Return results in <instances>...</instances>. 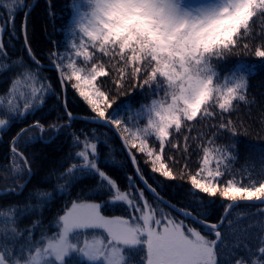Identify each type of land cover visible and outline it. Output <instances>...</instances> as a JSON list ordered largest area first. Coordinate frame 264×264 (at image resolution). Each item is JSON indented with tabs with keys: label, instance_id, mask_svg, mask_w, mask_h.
Listing matches in <instances>:
<instances>
[{
	"label": "snow or ice",
	"instance_id": "1",
	"mask_svg": "<svg viewBox=\"0 0 264 264\" xmlns=\"http://www.w3.org/2000/svg\"><path fill=\"white\" fill-rule=\"evenodd\" d=\"M31 7L19 26L25 56L10 60L4 33L16 38V15L25 2L0 0V76L11 73L0 81L9 85L0 92V132L42 110L50 95L59 100L62 115L47 127L35 119L10 137L13 186L0 189V196L21 195L34 175L21 142L27 147L44 142L46 132L49 142L67 133L76 150L64 157L62 171L45 179L55 175L63 183L29 192L23 206H0V264H264V146H246L260 153L259 172L254 164L235 167L238 138L248 130L240 104L251 103L254 65L237 60L224 67L229 57L241 55L264 63V0H74L69 45L61 51L53 41L44 56L28 39ZM46 70L56 73L55 85L43 75ZM69 90L88 115L73 113ZM121 96L129 99L118 103ZM136 96L141 100L133 106ZM76 120L96 127L73 130ZM97 128L120 141L143 188L128 176L122 189L103 170L99 145L109 147L111 137ZM138 156L165 180L185 181L194 198H219L222 214L212 221L207 212L166 201L145 177ZM88 178H95V188L63 207L55 232H45L39 220L19 227ZM117 202L126 216L103 213ZM241 202H258L256 212L233 217ZM197 203L208 207L202 198ZM253 216L260 219L239 227Z\"/></svg>",
	"mask_w": 264,
	"mask_h": 264
},
{
	"label": "trees",
	"instance_id": "2",
	"mask_svg": "<svg viewBox=\"0 0 264 264\" xmlns=\"http://www.w3.org/2000/svg\"><path fill=\"white\" fill-rule=\"evenodd\" d=\"M25 8L16 15V25H17V36L15 39H9V34L4 33V43L8 49V55L10 60H15L25 56V51L23 47V36L19 33V26L24 14L28 11V6H31L34 0H24ZM74 0H38L36 5L30 11L27 17L28 24V39L34 51L37 52L39 56H44L52 48L53 41L58 43V47L63 51L71 40L68 27L71 24V20L74 16V10L72 8ZM245 61L249 65H254L253 72L248 80L249 87L247 89L248 99L251 102L249 105L243 103L240 104V115L243 117L248 125V130L246 134H242L238 139L240 143L239 148V159L235 165L236 168H241L243 165L254 164L256 166V172L260 171L261 159L260 153L258 151H248L247 145L253 146H264V124L260 123L262 117H264V63L260 61L259 58L253 55H241L229 57L225 62L224 67H231L232 64L237 61ZM10 62V61H9ZM42 63L49 65L47 59L43 60ZM11 73H5L4 76H0V81L4 80ZM43 75L52 77V82L55 85V72L51 70H46ZM7 82H0V92H3L8 87ZM129 98L127 96H121L118 103L121 101H127ZM68 100L70 108L76 115L86 116L88 115V109L86 106L74 97L73 92L69 90ZM141 100V97L136 96L133 101V106H135L136 101ZM251 113V118L247 115ZM62 115V110L60 108V102L56 96L50 95L46 100V103L42 110L37 111L35 115H28L25 119L14 122L6 130L0 132V189H8L13 186V177L10 174V137H12L20 128L25 127L27 124L31 123L35 119H39L47 127L48 124L53 121H57L58 117ZM252 118H255L253 120ZM63 123V120L59 121ZM95 125L88 124L81 120H76L73 122V130L84 129L90 131ZM99 133H107L110 139L107 140L109 147H105L103 144L99 145L100 161L103 170L108 172L118 183V185L124 189L129 181L128 176H133L137 181L139 187L143 188L139 180L137 179L132 166L127 158V155L121 149L120 141L116 139L111 132H108L106 128H97ZM50 133L46 132L44 134V142H34L24 146L21 142V149L25 151V155L28 156L29 161L32 165V170L34 175L29 181L27 187L23 190V193L19 196L15 194H9L5 196H0V206L7 204H23L28 203L27 197L29 192L40 188L43 191H51L57 183H63L64 181H57L55 175L51 180L45 182L46 177L49 173L54 170L62 171L61 162L64 157L70 151H75L76 149L70 148V138L67 133H62L56 136L51 142L48 141V136ZM103 139V137H101ZM140 162V168L143 171L145 177L148 179L154 187L157 188L159 194L173 203L174 205L184 208L187 207L190 210L203 211L209 214V218L212 221H216L223 212L221 207V201L219 198H215V203L210 202V198L204 197L203 194L200 197H193L190 195V186L181 180H165L158 174H154L150 169L144 164V157L138 156ZM195 160V157H193ZM66 167V165H65ZM194 168L195 165L193 164ZM22 182V181H18ZM96 184L95 178H88L79 183H77L72 189L71 196H57L53 203H50L42 210H37L35 215H30L25 217L20 223V228L30 227L34 221L39 220L41 222V228L51 234L56 231L53 227L55 224L58 213L61 212L63 207L70 201L76 199L78 193L82 191L88 193L90 189H94ZM146 196L149 197L150 202L152 200V195L145 192ZM92 200H97L96 196H89ZM204 199L208 203V207H203L197 203L198 199ZM104 199H108L104 197ZM103 204V200H98ZM258 205L253 204H240L238 208L233 210V217L239 216L244 213L247 216L248 213L256 212ZM102 211L107 216H126L125 207L117 202L115 204L109 203L102 208ZM173 214H175L173 212ZM182 218V217H178ZM259 217L253 216L251 220L243 219L239 223L240 228L246 227L250 223H255ZM187 222V221H186ZM37 237L40 235V230L36 232ZM81 261L82 258H76Z\"/></svg>",
	"mask_w": 264,
	"mask_h": 264
},
{
	"label": "water",
	"instance_id": "3",
	"mask_svg": "<svg viewBox=\"0 0 264 264\" xmlns=\"http://www.w3.org/2000/svg\"><path fill=\"white\" fill-rule=\"evenodd\" d=\"M38 2V0H34V2H33V4L31 5L32 7H31V10L33 9V7L36 5V3ZM28 12V11H27ZM49 69H50V66H49ZM76 115V114H75ZM77 116H82V115H77ZM82 121V120H81ZM127 158H128V156H127ZM128 160H129V158H128ZM129 162H130V160H129ZM130 164H131V162H130ZM131 166H132V169H133V171H134V166L131 164ZM134 173H135V171H134ZM137 177V179L139 180V177L138 176H136ZM139 182L141 183V185H142V187H144V184L139 180ZM147 191V190H146ZM148 192V191H147ZM148 193H150L151 195H152V193L151 192H148ZM164 198V197H163ZM165 199V198H164ZM166 201H168L167 199H165ZM170 202V201H169ZM171 203V202H170ZM171 204H173V203H171ZM240 204H253L252 202H241ZM254 205V204H253ZM255 205H258V202H256V204ZM178 207V206H177Z\"/></svg>",
	"mask_w": 264,
	"mask_h": 264
}]
</instances>
